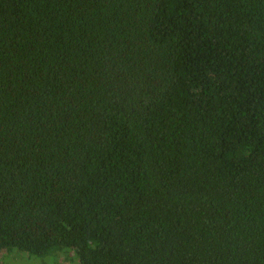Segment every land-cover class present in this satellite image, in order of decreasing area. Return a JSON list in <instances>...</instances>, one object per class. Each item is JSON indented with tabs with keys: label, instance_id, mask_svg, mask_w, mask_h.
<instances>
[{
	"label": "trees",
	"instance_id": "1",
	"mask_svg": "<svg viewBox=\"0 0 264 264\" xmlns=\"http://www.w3.org/2000/svg\"><path fill=\"white\" fill-rule=\"evenodd\" d=\"M264 264V0H0V254Z\"/></svg>",
	"mask_w": 264,
	"mask_h": 264
},
{
	"label": "rangeland",
	"instance_id": "2",
	"mask_svg": "<svg viewBox=\"0 0 264 264\" xmlns=\"http://www.w3.org/2000/svg\"><path fill=\"white\" fill-rule=\"evenodd\" d=\"M0 264H80L72 249L45 256L30 255L19 249L0 254Z\"/></svg>",
	"mask_w": 264,
	"mask_h": 264
}]
</instances>
